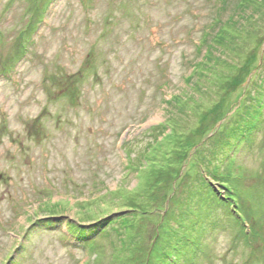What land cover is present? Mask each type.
<instances>
[{
    "label": "rangeland",
    "instance_id": "obj_1",
    "mask_svg": "<svg viewBox=\"0 0 264 264\" xmlns=\"http://www.w3.org/2000/svg\"><path fill=\"white\" fill-rule=\"evenodd\" d=\"M220 1L0 0V264H264L263 0Z\"/></svg>",
    "mask_w": 264,
    "mask_h": 264
},
{
    "label": "trees",
    "instance_id": "obj_2",
    "mask_svg": "<svg viewBox=\"0 0 264 264\" xmlns=\"http://www.w3.org/2000/svg\"><path fill=\"white\" fill-rule=\"evenodd\" d=\"M254 2H255V0H242L241 2H240V4H239V6H238V11H236L235 12V15H238V16H240V17H242L243 19H245L248 15H247V13H248V11H249V8L251 7V5L252 4H254ZM228 4V0H221L220 1V5L219 6H221L218 10H217V15H219L224 9H225V7H226V5ZM248 7H247V6ZM260 7L261 8H259V10H253V12H252V18L250 17V16H248L249 18H251L250 19V21L252 20H256L257 19V14H259V15H261V14H263L264 13V0L260 3ZM234 17V15L231 17V18H233ZM233 20V19H232ZM234 28L235 29V33H247L248 32V29L247 28H245L244 26H242V27H240L239 26V24L237 23V21H227L226 23L224 22V21H222V19H220V17L219 16H217L216 17V19H214L213 20V22H212V27H211V29L209 30V29H206V31L203 33V37L201 38V40H200V44L199 45H197L196 47H197V49H199V51L200 52H203V50H204V48H206V49H208V51L206 52V58L209 56V51H210V49H211V45H210V43L211 42H213L214 43V41H216L217 40V37H218V32L219 31H222V29H225L224 30V32H223V34H227L229 31H230V29L231 28ZM217 30V31H216ZM236 30H238L237 32H236ZM212 31L213 32H215V35H213V37H212ZM220 36V38H221V36L222 35H219ZM212 38V39H211ZM209 47V48H208ZM203 58H205V56L203 57ZM204 60V59H203ZM194 68H196L195 69V72H196V70L198 69L197 68V66H194ZM194 72V73H195ZM174 100V97H172V99L171 100H169V101H166V103L167 104H171L172 103V101ZM166 124L165 123H161L160 125H158V127H154V128H159V127H164ZM154 129H151L150 131H153ZM156 131V130H155ZM129 143V142H128ZM157 165V163H154V165ZM129 166H130V168H131V164H129ZM166 167V166H165ZM171 167V166H170ZM163 169V166H161V170ZM209 183V182H208ZM219 184H220V186L222 187H224V186H226L227 188H228V186H227V184H226V182L224 181V182H218ZM226 187H225V189H226ZM211 190V189H210ZM228 190V189H227ZM231 190V189H230ZM229 190V191H230ZM212 191V193L214 194V192H216V190L213 188V190H211ZM232 194H235V192L233 193V192H231ZM218 194H220L219 192H218ZM232 197H234V195L232 196ZM232 197L230 198V197H228V198H223V200H228V199H230V201H232L233 203H235V205H236V207H237V210H238V208H239V204H238V200H234V199H232ZM226 203H230V202H226ZM231 211L233 212V213H236V210H233V208H231ZM133 213H136V214H139V213H142V215L143 214H149V212H143V211H141L138 207H132V206H129V207H127L126 208V210H125V213H124V215H126V214H133ZM152 214V213H151ZM123 215V216H124ZM121 217H118V220L120 219ZM242 219V220H241ZM241 221H245V219H244V217H242V218H240V222ZM45 223H48V225L51 223L50 221H45V220H40V221H38L37 223H35L34 224V226L31 228V229H34L35 227H36V225H38L37 226V228H44V227H46L45 226ZM131 223V221H130V219L129 218H126L125 220H123L122 221V224L123 225H125V226H128L129 224ZM112 224V223H111ZM110 224V225H111ZM41 225H44V227L43 226H41ZM48 227V226H47ZM83 227V226H82ZM81 226L79 227V229H77V230H72V231H69V233H71V235H73V236H75L76 237V239H75V242L78 244V241L80 242V243H83V242H85V241H87V240H90L88 237H90V238H92L93 236H94V233H99L101 230H97V232L96 231H87L86 233L87 234H85V233H83L82 231H80V230H84L83 228H82ZM81 228V229H80ZM92 228V227H91ZM98 229H102V228H100V227H98ZM92 230H94V228H92ZM82 246L84 247V248H88L87 247V245L84 243V244H82ZM92 247L91 246H89V249H91ZM18 250V249H17ZM21 249H19L18 251H14L9 257H7V261H6V264H9V263H13L14 262V260H15V258H16V254H18V252L20 251ZM13 264H16V262H14Z\"/></svg>",
    "mask_w": 264,
    "mask_h": 264
},
{
    "label": "water",
    "instance_id": "obj_3",
    "mask_svg": "<svg viewBox=\"0 0 264 264\" xmlns=\"http://www.w3.org/2000/svg\"><path fill=\"white\" fill-rule=\"evenodd\" d=\"M2 176H0V179H1Z\"/></svg>",
    "mask_w": 264,
    "mask_h": 264
}]
</instances>
